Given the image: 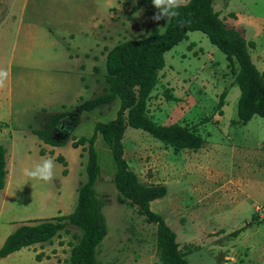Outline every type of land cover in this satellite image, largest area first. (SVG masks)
<instances>
[{
	"label": "rangeland",
	"instance_id": "374dc122",
	"mask_svg": "<svg viewBox=\"0 0 264 264\" xmlns=\"http://www.w3.org/2000/svg\"><path fill=\"white\" fill-rule=\"evenodd\" d=\"M214 9L254 42L250 54L263 71L264 0H215ZM155 12L151 0H0V141L8 171L0 190V247L23 223L74 211L87 179L88 142L73 144L90 137L98 121L114 118L120 98L83 112L78 126L69 113L106 91L109 49L164 29ZM165 61L148 101L150 115L159 123L195 126L206 141L175 151L129 126L123 139L129 168L141 182L167 185L151 209L177 233L182 251L193 249L188 264H264V116L235 122L240 88L226 54L204 32L188 31ZM53 113H60L54 138L66 140L61 146L34 132ZM95 147L96 189L108 226L100 264H159L156 223L119 200L113 153L100 134ZM47 158L54 163L51 180L23 174ZM77 231L70 224L52 242L23 247L0 257V264H69Z\"/></svg>",
	"mask_w": 264,
	"mask_h": 264
},
{
	"label": "trees",
	"instance_id": "16d2710c",
	"mask_svg": "<svg viewBox=\"0 0 264 264\" xmlns=\"http://www.w3.org/2000/svg\"><path fill=\"white\" fill-rule=\"evenodd\" d=\"M214 2L215 0H187L178 3L177 16L166 21L164 29L154 27L144 37L128 39L109 49L105 61L106 91L81 102L69 113L75 116L72 119L73 125L78 126L83 112L111 104L116 98H120V106L114 118L98 121L90 137L82 136L73 144L77 147L88 142L87 179L79 188L74 211L40 222L21 224L5 238L0 247V257H7L36 243L52 242L55 236L71 224L78 231L73 235L76 241L70 242L69 264H100L99 249L108 232L103 202L96 189L101 168L95 141L100 134L113 153L116 164L113 182L119 191V200L136 205L140 214L157 225L159 264H188L186 256L193 249L182 251L177 233L160 213L151 209V201L167 194V185L140 181L124 157L123 139L130 126L148 132L175 151L195 150L205 143V138L195 126L176 122L159 123L150 115L147 106L159 81V73L166 65L165 53L184 40L190 30L204 32L226 54L234 75L233 85L239 86L241 91L238 119L235 122L246 123L254 115L264 116V70H259L252 60L249 48L254 42H249L236 27L227 26L220 13L214 9ZM226 94L227 92L221 94L220 105ZM59 116L60 113H53L44 129L34 131L44 142L53 146L66 143V140L54 138V128ZM6 153L7 150L0 141V190L5 187L8 173ZM58 159L66 165L63 157L59 156Z\"/></svg>",
	"mask_w": 264,
	"mask_h": 264
},
{
	"label": "clouds",
	"instance_id": "9594fccd",
	"mask_svg": "<svg viewBox=\"0 0 264 264\" xmlns=\"http://www.w3.org/2000/svg\"><path fill=\"white\" fill-rule=\"evenodd\" d=\"M151 4L156 9L153 16L154 20L164 19L165 21H170L177 16L176 9L179 7L177 0H151ZM53 167L52 159H42L31 167L24 168L23 174L29 178L47 182L53 177Z\"/></svg>",
	"mask_w": 264,
	"mask_h": 264
},
{
	"label": "crops",
	"instance_id": "0c3cea01",
	"mask_svg": "<svg viewBox=\"0 0 264 264\" xmlns=\"http://www.w3.org/2000/svg\"><path fill=\"white\" fill-rule=\"evenodd\" d=\"M111 6V5H110ZM110 8V7H109ZM238 15V17H239V14H237ZM236 18V17H235ZM235 27H237V26H235ZM238 28V27H237Z\"/></svg>",
	"mask_w": 264,
	"mask_h": 264
}]
</instances>
